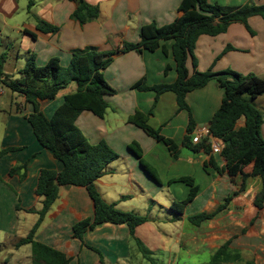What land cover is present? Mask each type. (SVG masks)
<instances>
[{
  "label": "crops",
  "instance_id": "0c3cea01",
  "mask_svg": "<svg viewBox=\"0 0 264 264\" xmlns=\"http://www.w3.org/2000/svg\"><path fill=\"white\" fill-rule=\"evenodd\" d=\"M86 1L99 7L100 16L81 26L72 19L76 4L70 0H0V54H7L4 73L11 79L19 78L32 54L39 67L55 57L66 67L76 49L95 47L104 53L115 52L103 75L117 93L106 96L109 106L103 118L84 111L76 124L91 144L105 140L120 155L95 182L103 199L124 212L149 220L136 228L134 237L126 224L105 223L85 232L81 241L74 236L73 227L94 218L93 202L85 187H62L36 240L63 252L70 259L69 264H180L181 260L183 264H207L228 241L232 250L241 254L242 264H264V205L255 204L263 189L262 178L244 179V173L232 177L221 154L203 149L194 152L183 146L190 114L195 122L194 137L209 128L222 105L225 89L211 80L205 87L190 92L186 98L189 110L179 108L171 91L161 94L156 102L154 90L134 87L140 82L153 87L177 80L174 41H161L154 52H121L124 43L140 42L143 25L154 22L164 26L180 17L183 0ZM251 2L264 5V0H209L212 5L226 7H241ZM40 21L58 27V32H41L37 29ZM194 54L201 72L232 70L264 78V17L250 18L248 26L233 23L218 36H200ZM12 67L19 69L18 77L7 73L6 68L11 71ZM188 69L192 74L191 59ZM0 86L4 87L1 82ZM76 90L73 83L55 99L40 100L41 111L51 118L65 97ZM12 94L9 110L5 112L0 106V112L6 114L0 152L15 148L0 156V237L21 236L9 244L7 239L0 238V248H13L3 256L0 254V264H32L31 245L18 249L15 245L28 235L43 207L44 198L36 194L40 172L44 169L60 172L63 164L34 134L28 121L34 105L27 103L21 94ZM137 111L149 115L148 124L176 142L179 157L162 141L128 122ZM244 124L245 120L241 119L237 128ZM261 135L264 138V123ZM134 141L141 146L145 161L157 171L161 184L146 174L138 157L129 150ZM212 160L220 170L212 166ZM17 167L23 168L11 175ZM251 171L252 166L244 170ZM182 177L193 178L199 193L184 213L177 216L169 207L186 199L190 187L171 181ZM227 199L230 201L226 209L214 218L199 226L190 222L191 217L215 213Z\"/></svg>",
  "mask_w": 264,
  "mask_h": 264
},
{
  "label": "trees",
  "instance_id": "16d2710c",
  "mask_svg": "<svg viewBox=\"0 0 264 264\" xmlns=\"http://www.w3.org/2000/svg\"><path fill=\"white\" fill-rule=\"evenodd\" d=\"M76 4L72 19L81 26L93 22L100 16V9L86 0H70ZM181 16L172 23L158 26L148 23L141 27L140 42L137 44L124 43L121 52L143 50L156 51L164 40H173V55L176 62L177 80L172 84H160L148 87L142 82L134 88L154 90L158 97L171 91L175 93L180 109H187V95L205 87L211 80H216L225 89V97L219 110L213 116L209 129L213 137L222 144L221 156L226 161L225 169L232 177L244 173V179L260 176L263 189L256 196L255 204L264 205V138L261 128L264 123L261 111L252 101L264 95V78L254 74H241L232 70L201 72L197 69V59L194 49L197 40L202 35L218 36L225 33L233 23L248 26V21L254 16L264 17V5L248 3L241 7H226L212 5L209 0H183L180 8ZM37 29L43 33H57L59 28L40 21ZM115 52L104 53L95 47L72 52V59L68 66L63 67L59 58L55 57L42 67L37 66L35 55L32 54L19 73V78L11 79L5 75L4 67L7 54H0V82L12 93L24 96L27 103L34 105V112L29 115L34 134L40 144L52 152L54 157L63 164V170L55 172L44 169L40 172L36 194L43 197V207L38 212V220L28 235L20 239L15 248L31 245L32 264H69L70 259L61 251L36 240V234L43 225L47 213L59 198L62 187H85L93 202L94 218L85 219L73 227L74 236L83 240L88 230H93L105 223L116 225L126 224L130 228L131 236H135L138 226L146 223L149 218L133 212H124L116 204L107 203L98 191L95 182L101 178L109 164L119 159L120 155L102 140L98 144H91L88 138L78 128L76 121L84 111H90L103 118L109 106L106 96L116 94L104 78L103 71L108 68ZM192 60L193 73L188 69V61ZM77 85L76 92L65 97L64 103L48 118L40 109V100H52L71 84ZM246 97L249 98L246 99ZM152 114V112H151ZM149 115L137 111L130 116L128 122L141 128L147 135L157 141H162L175 156L179 157V146L170 138H165L159 130L148 124ZM244 119L243 127L237 128L238 122ZM195 122L190 114L188 135L183 146L198 152L203 149L211 151L208 139L194 144L192 134ZM9 148L0 152L13 151ZM129 150L134 153L146 174L156 183L161 184L157 171L143 158V150L139 143L132 142ZM216 166L214 160L211 161ZM252 166L250 173L244 170ZM23 167L12 169L11 175L18 173ZM183 182L190 187L186 199L175 201L169 211L182 215L186 207L196 198L199 186L191 177H182L171 181ZM230 199L221 205L213 214H201L190 218V222L199 226L206 220L214 218L226 209ZM242 264L243 259L238 251L232 250L231 241L226 242L213 255L207 264Z\"/></svg>",
  "mask_w": 264,
  "mask_h": 264
},
{
  "label": "rangeland",
  "instance_id": "374dc122",
  "mask_svg": "<svg viewBox=\"0 0 264 264\" xmlns=\"http://www.w3.org/2000/svg\"><path fill=\"white\" fill-rule=\"evenodd\" d=\"M19 68V67H18ZM18 70H15L14 67H12L11 71H9L7 68H6V71L7 73H11L13 74L14 76H17L18 77ZM76 85V84H75ZM0 90L3 91V94L0 95V106H1V110H4L5 112L9 110V106L11 107V96L13 95L10 91H8L5 87H2L0 86ZM18 98V97H17ZM246 99L249 100L248 97H246ZM254 103V105L261 111L263 117H264V96L262 98H260L259 100H255V101H252ZM14 108H15V105H14ZM0 112V146L2 144V136L4 135V124H5V117H6V114L5 112ZM17 237L13 236V235H7V236H2L1 235V240H4V239H7V243H11L15 238H18L19 236H21L20 234L16 235ZM11 245V244H10ZM10 245H7V246H10ZM29 248V246H27ZM30 249V248H29ZM11 252L13 251V248L11 247L10 249L8 248H5V246H1L0 248V254L5 255L7 254L8 252ZM23 253V252H22ZM0 258L2 259V257L0 256ZM180 264H183V260H181V263ZM232 264H235V263H232Z\"/></svg>",
  "mask_w": 264,
  "mask_h": 264
},
{
  "label": "built area",
  "instance_id": "2783aa9c",
  "mask_svg": "<svg viewBox=\"0 0 264 264\" xmlns=\"http://www.w3.org/2000/svg\"><path fill=\"white\" fill-rule=\"evenodd\" d=\"M1 93H2V91H0V94ZM203 139H208V144L210 145L211 151L213 153L221 154V152H222V144H221V142L217 138H215V137H213L211 135L209 128H204L199 133H197L193 137V143L194 144H198Z\"/></svg>",
  "mask_w": 264,
  "mask_h": 264
}]
</instances>
